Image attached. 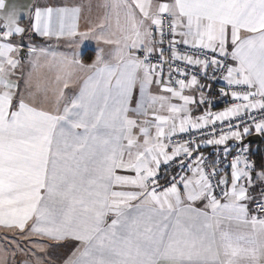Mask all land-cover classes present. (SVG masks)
<instances>
[{
	"label": "snow or ice",
	"instance_id": "6c2138e0",
	"mask_svg": "<svg viewBox=\"0 0 264 264\" xmlns=\"http://www.w3.org/2000/svg\"><path fill=\"white\" fill-rule=\"evenodd\" d=\"M29 33L66 51L28 46ZM41 57L62 73L55 87L34 77ZM201 78L240 103L194 116L212 103ZM253 130L264 134V0H0V226L18 233L0 237V264H264V162L245 145L230 176L221 167L228 141ZM193 131L199 142L174 139ZM203 145L224 148L212 166Z\"/></svg>",
	"mask_w": 264,
	"mask_h": 264
},
{
	"label": "crops",
	"instance_id": "0c3cea01",
	"mask_svg": "<svg viewBox=\"0 0 264 264\" xmlns=\"http://www.w3.org/2000/svg\"><path fill=\"white\" fill-rule=\"evenodd\" d=\"M33 2V0H17V3L23 6V10H27V7ZM55 2H60V0H55ZM63 2L67 3L68 0H63ZM82 2L87 3V0H82ZM104 11L103 9L93 7L90 11L85 10V15L88 16L93 22L97 20V18H103L104 16ZM106 24L110 25L112 28H115V18L110 17L108 20L105 21ZM81 24H83V20H81ZM83 30V28H81ZM16 39H19V37H16ZM24 40L26 42V45L28 46H37V47H42L48 52H56V53H61L66 51V46L60 45L58 46V42L55 41L54 39L50 38H44L41 37L37 33H29L27 36L24 37ZM97 43L94 39L88 38L79 44L76 48V54L79 59L83 61L85 64H89L92 62V60L95 58V49L97 48ZM26 50V49H25ZM26 70H28L26 68ZM58 75H62L60 69L56 67L54 64H50L49 62H46L45 58L41 57L39 64L36 66L34 69V77L40 81V82H46L49 87H55L56 86V77ZM70 88L73 90V92L78 91L79 84L78 82H69ZM72 93H69L71 95ZM188 94V93H186ZM206 94V92H205ZM139 100V88L137 87L132 94L131 102H130V108L135 109L137 106V102ZM206 109V105L201 106V108L194 112L193 115H201ZM134 115V114H133ZM248 136L245 135L243 141L247 138ZM262 137L264 139V136L262 134ZM242 142L239 141H234V140H229L228 145L229 147H236L239 144H242ZM215 145H203L199 150L201 152H211L213 151ZM248 147L252 153V160L256 161L257 164L264 162V154H262V149L264 150V140H262L261 144H248ZM257 153V154H256ZM254 154V155H253ZM163 165V164H162ZM161 165V167H162ZM259 170V169H257ZM224 174H228L230 176V169L226 170L223 172ZM250 193L254 195H258L261 189L257 188L253 192L252 189H249ZM199 206V205H198ZM14 235L18 236L17 232H14L11 229H7L3 226H0V237H7L9 241H11L12 237ZM4 240L0 239V246L4 245ZM16 243H19L21 246V239L20 236ZM23 244V243H22ZM25 246V245H24ZM29 247V246H27ZM75 245H69L68 247L61 248L58 251V255L54 256V259H62V258H67L68 255H70L71 251L74 249ZM21 259V257L18 255L17 260Z\"/></svg>",
	"mask_w": 264,
	"mask_h": 264
},
{
	"label": "built area",
	"instance_id": "2783aa9c",
	"mask_svg": "<svg viewBox=\"0 0 264 264\" xmlns=\"http://www.w3.org/2000/svg\"><path fill=\"white\" fill-rule=\"evenodd\" d=\"M181 51H186V49H181ZM191 54L199 55V53H196V52H192ZM180 66H183V65H180ZM188 71L198 72L199 70L196 68H189ZM211 75H212V71H211V69H209V77H211ZM216 75H217V77H219L221 74L217 73ZM201 83L209 85L210 89H211L210 91L208 89H205L206 95L212 101L211 104H206V108L209 109L210 111L220 112L233 103H240V101L233 100L231 97H223L220 95V89L223 88L226 91L228 90L225 81L220 80V79L213 80L211 78H209V79L201 78ZM232 122L236 123L237 121L235 119H233ZM216 128L217 129L224 128L225 130H227V122H225L224 124L217 122ZM210 130L211 129H207L205 131H210ZM254 133H256V132L253 130L247 136L254 134ZM199 135H200L199 132L193 131V132H190L189 134L177 135L174 139L178 142L184 141V140H187L189 143H192L193 141L199 142L198 141ZM207 138H211V137L205 136V139H207ZM245 145H247V147H248V144H243V143L239 144L236 147H230V148H232V155H230L227 160H223V158H221V167H223V172L230 169V168L224 167V166L227 165L229 163V161H231L232 156H234L237 152H239L241 155H244L242 148ZM248 149H249V147H248ZM223 151H224L223 146H219V147L215 146L213 151H211V152H201L199 150V152L203 153V155L208 158L209 166H212L211 161L217 159V156L215 155V153H218V152L223 153ZM248 155H249V158L252 160L250 149H249ZM178 170L179 169L177 167V164H175V163L171 164L170 166H166L163 164L162 167L160 168V175L162 177H165V178L160 179L159 183L161 185L166 186V179L173 176V175H176Z\"/></svg>",
	"mask_w": 264,
	"mask_h": 264
},
{
	"label": "water",
	"instance_id": "95a60500",
	"mask_svg": "<svg viewBox=\"0 0 264 264\" xmlns=\"http://www.w3.org/2000/svg\"><path fill=\"white\" fill-rule=\"evenodd\" d=\"M263 140L262 134L254 133L249 135L244 141L243 144H261Z\"/></svg>",
	"mask_w": 264,
	"mask_h": 264
},
{
	"label": "rangeland",
	"instance_id": "374dc122",
	"mask_svg": "<svg viewBox=\"0 0 264 264\" xmlns=\"http://www.w3.org/2000/svg\"><path fill=\"white\" fill-rule=\"evenodd\" d=\"M21 239V247H27V246H31L28 242V239L26 237L20 236ZM23 243V244H22ZM25 245V246H24Z\"/></svg>",
	"mask_w": 264,
	"mask_h": 264
},
{
	"label": "trees",
	"instance_id": "16d2710c",
	"mask_svg": "<svg viewBox=\"0 0 264 264\" xmlns=\"http://www.w3.org/2000/svg\"><path fill=\"white\" fill-rule=\"evenodd\" d=\"M263 136H264V134H263ZM263 140H264V139H263ZM250 152H251V151H250ZM261 152H262V154H264V150H263V149H262ZM256 154H257V153H256ZM253 155H254V154H253ZM251 156H252V153H251Z\"/></svg>",
	"mask_w": 264,
	"mask_h": 264
}]
</instances>
